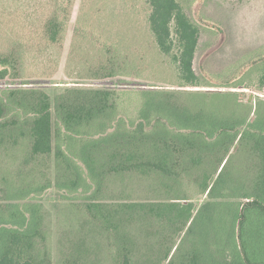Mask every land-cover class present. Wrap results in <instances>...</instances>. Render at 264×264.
Masks as SVG:
<instances>
[{"label": "rangeland", "instance_id": "1", "mask_svg": "<svg viewBox=\"0 0 264 264\" xmlns=\"http://www.w3.org/2000/svg\"><path fill=\"white\" fill-rule=\"evenodd\" d=\"M177 1L208 29L201 31L195 72L211 88L187 84L172 60L177 49L161 50L147 0H0V69L6 61L11 74L0 80V215L11 222L22 212L36 226L35 254L44 264L76 257L83 264H123L125 250L133 264H167L178 246L197 249L209 264L205 257L219 249L221 235V249L234 246L239 200L264 189V0ZM124 60L130 85L109 77L113 62ZM238 86L246 89L231 88ZM147 87L171 93L174 106L225 123L209 147L171 142L158 153L141 151L156 160L164 153L165 168L179 177L151 169L144 158L141 167L127 162L134 150L104 149L88 163L80 137L53 142L62 156L34 152L29 109L42 93L54 111L57 99L76 103L74 90L109 91L117 116L129 122L139 120ZM208 185L211 194L204 192ZM258 247L263 255L262 235Z\"/></svg>", "mask_w": 264, "mask_h": 264}, {"label": "trees", "instance_id": "2", "mask_svg": "<svg viewBox=\"0 0 264 264\" xmlns=\"http://www.w3.org/2000/svg\"><path fill=\"white\" fill-rule=\"evenodd\" d=\"M147 3L152 8L149 20L161 50L171 55L173 54L172 51L177 49L178 53L173 54L172 60L178 65V69L187 84L193 87L211 88L212 83L206 77H201L195 72V60L200 49L201 31L208 29L197 23L189 15L188 9L183 8L177 0H147ZM172 24L175 29L174 34H172ZM2 63L7 64L6 61ZM113 64L109 77H121L120 84L130 85V82L126 80L131 78L127 76L128 65L126 60L123 61V64L119 61L120 66L118 67L115 65L116 62ZM5 65L3 69H0V80H5L11 76L9 68H6ZM122 65H126L125 69ZM151 88L147 87L143 91L146 102L140 109L139 120L132 119L129 122L125 117L117 116V108L113 99L115 93L74 90L70 94L76 96L74 100L76 103L72 105V100L62 103V99H57L54 111L50 102V95L42 93L38 104L29 109L31 111L29 120L34 124L32 133L36 137L34 152L52 153L56 150L58 156H62L65 150L53 146V142L67 136L73 139L80 137L85 143L80 148V152L83 155H88V163L93 154L104 149H110L116 153L134 150L136 152L130 153L126 158L127 162L135 160L139 165L140 161L138 162V160L144 158L146 164L152 167L151 169L160 170L158 172L166 174L167 177H179L180 172L177 169L165 168L168 165L165 166L164 153L163 155L160 154V159L157 158L156 160L149 155H141V151H144L146 147L158 153L161 152V144L167 146L168 144L171 145V142L174 143L172 147L175 148L183 143L195 147L197 146L196 142H199L203 147H209L210 140L220 136L226 126L223 121L216 122L217 120L206 114H195L190 109L179 108L170 104L168 96L170 97L171 93L160 92ZM82 97L90 99L85 102L86 106L77 104V101ZM4 113L5 108L0 106V118L3 117ZM171 150L175 151L176 149ZM120 164L122 168L124 163ZM139 166L141 167V165ZM114 171L118 172L120 169L115 166L113 167ZM209 190V194H211L213 188H210V185L205 187L204 192ZM99 192H101L100 185L91 199H94ZM225 201L228 199L226 198ZM231 201L234 200L231 199ZM239 201H241L240 207L243 206V211L240 210L234 231L231 232L234 246L221 249L220 244L224 241L221 235V238L216 239L219 249L211 251L210 257L209 255L205 257L209 264H264V254L258 253V242L261 235L264 239V230L262 233L256 232V222L251 220L253 214L261 211L264 214V194L244 196ZM14 216H19V220L4 221L0 215V264H44L45 260L41 253L35 254L36 242H33V239L38 236L36 226L34 227L22 212L15 213ZM239 221L238 236L236 224ZM24 238L30 239L32 243H26ZM207 238L208 235L206 234L204 236L206 247L208 245ZM173 249L165 260L168 261L167 264L178 263L179 258L176 256L178 248L174 254H172ZM125 251L123 264H133L128 251ZM179 257L181 260L183 259L182 255ZM201 257L199 253H191L182 264H207L202 261ZM61 264L83 263L80 258L76 257L65 259Z\"/></svg>", "mask_w": 264, "mask_h": 264}, {"label": "crops", "instance_id": "3", "mask_svg": "<svg viewBox=\"0 0 264 264\" xmlns=\"http://www.w3.org/2000/svg\"><path fill=\"white\" fill-rule=\"evenodd\" d=\"M242 52V50H240V51H237L236 53H241ZM226 53L227 54H233V52L231 51V49H227L226 50ZM232 89H237V90H243V89H246V87H240V86H238V87H233ZM263 185H264V178H263ZM210 188H212V186L210 185ZM258 194L259 195H262V194H264V189L262 190V191H258ZM240 210L241 211H243V206H241L240 207ZM195 212V211H194ZM263 211H261V212H258V213H256V214H253L252 215V221H254V222H256V227H255V230H256V232H261L262 233V231L264 230V228H263V223H260V218L261 217H263ZM237 226H236V232H237V235L239 236V229H240V221L239 222H237V224H236ZM206 235V234H205ZM239 239V238H238ZM205 240V239H204ZM206 248V247H205ZM178 255L180 254L181 255V253H182V256H183V259L181 260V257H178L179 258V260H178V263L177 264H182L183 263V261L185 260V258H188V255L189 254H191V253H195V252H198L197 251V249H194L193 247H191V248H188V249H186V250H181V248H180V246H178ZM179 255V256H180Z\"/></svg>", "mask_w": 264, "mask_h": 264}]
</instances>
